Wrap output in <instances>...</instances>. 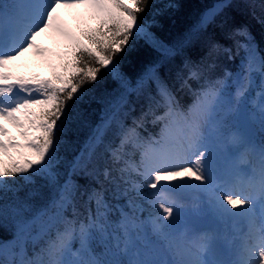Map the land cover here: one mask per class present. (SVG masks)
Wrapping results in <instances>:
<instances>
[{
  "label": "snow or ice",
  "instance_id": "snow-or-ice-1",
  "mask_svg": "<svg viewBox=\"0 0 264 264\" xmlns=\"http://www.w3.org/2000/svg\"><path fill=\"white\" fill-rule=\"evenodd\" d=\"M150 6L151 0H0V222L10 212L15 225V239L0 242V255L19 256L0 264H209L203 253L211 249L213 233L188 236L189 218L209 211L214 217L243 218L248 223L234 258L211 264H264V142L254 143L247 127L248 118L257 119L264 127V55L247 25L225 33L233 41L232 47L209 37L204 57L184 60L183 71L177 74L182 87L190 88V80L202 81L186 107L159 76L158 65L151 67L137 81L135 90L145 93L155 84L160 99L149 93L147 110L126 125L122 115L128 113L121 110L127 100L121 97L111 115L92 130L66 178L60 181V148L83 117L82 112L74 113L73 107L83 101L86 86L100 78L102 69L119 76V60L137 38L176 54V49L157 41L150 30L157 23L155 16L141 20ZM230 7L232 0H219L207 9L178 47H185L193 35L206 32ZM81 8L84 14L74 28L61 10ZM259 22L264 24V16ZM45 34L56 41L59 50L37 43ZM240 52L244 55L237 72L225 69L223 76L215 79L208 75L216 66L214 57L224 54L232 60ZM26 53L46 62L51 74L15 71V62ZM254 72L260 73L261 87L249 98ZM232 86L234 94L226 91ZM157 109L162 113L157 114ZM148 117L153 124H160V130L144 138L139 129ZM5 122L17 129L16 135ZM113 125L118 137L114 146L104 139ZM101 146L110 157V165L102 171L93 164ZM136 152L139 159L133 160ZM77 172L101 184L84 193L87 199L82 214L77 208L81 186L72 179ZM100 176L115 186L118 195L128 198L130 211L120 209L115 224L118 231L109 230L112 206L105 198ZM37 178L43 183L38 184ZM29 185V197L41 194L45 187L54 194L31 217H25L24 212L31 211L33 205L15 194ZM9 193L14 203L9 202ZM187 197L193 198L191 205L185 203ZM141 200L151 205L145 220L137 215L146 210ZM69 208L71 218L66 215ZM34 226H38L35 234ZM145 228L158 237L161 246L148 242L135 246L130 230L139 233ZM121 235L123 247L114 243ZM97 236L104 243L99 254L92 247ZM77 238L80 246L74 250ZM29 240L43 241L34 258H26L24 253L23 245ZM17 247L20 251L14 252ZM169 253L173 259L162 258Z\"/></svg>",
  "mask_w": 264,
  "mask_h": 264
},
{
  "label": "trees",
  "instance_id": "trees-1",
  "mask_svg": "<svg viewBox=\"0 0 264 264\" xmlns=\"http://www.w3.org/2000/svg\"><path fill=\"white\" fill-rule=\"evenodd\" d=\"M218 2L219 0H151V6L142 15L141 20H149L155 16L157 23L153 24L150 30L154 33L157 41L169 48L176 49V54H167L163 48L143 38H137L127 53L119 60V76H115L106 69H102L99 74L100 78L95 83L86 86L87 94L84 96L83 101H78L73 107V112H82L83 117L74 124L72 131L64 137L65 143L60 148L59 156L61 163L58 165V170L61 173V182H63L66 174L70 171V165L74 157L78 156L81 149L84 148L92 130L103 119L111 115L113 105L119 104L121 97L127 100V103L123 105L121 110V113H128L127 116L122 115L126 125H131L133 117H139L142 112L147 110L150 102L148 100L149 93L156 100L160 99L156 93L155 84H150L145 93H138L135 90L137 81L151 67L158 65L157 72L159 76L167 83L180 104L186 107L192 102V93L200 87L202 81L190 80V88L182 87V80L177 74L183 71V64L186 58L192 61H199L205 56L207 52L206 41L209 37L232 47L233 41L227 39L225 33L233 27L247 25L259 46L261 54L264 55V24L259 22V19L264 16V9L261 8L264 0H232V7L225 9L223 14L218 16L213 24L209 25L206 32L193 35L185 47H178L192 32L201 15ZM169 3L177 6L168 8L166 5ZM243 55V52H240L232 60H229L224 54L214 57L213 60L216 66L208 70V75L213 79L220 78L223 76L225 69L235 73L241 65ZM260 77L259 72L255 73L253 82L250 85L251 91H256L260 87ZM153 106L155 107L154 103ZM162 111V109H157V114H161ZM159 130L160 124H153L152 118L148 117L144 123V127L139 129V132L142 137L147 138L149 134L156 135ZM115 133L116 127L113 125L106 132L104 138L106 144L111 143L114 146L118 143V137ZM132 159L138 160L139 153L136 152ZM93 164L100 171L103 170L106 164L110 165L109 154L104 150L103 146L97 149ZM113 175H118V173L113 172ZM72 179L81 186L78 190L77 208L82 214L84 212V201L87 199L84 193L91 188H100L101 184L97 182V179L81 172L73 174ZM99 179L103 182L105 198L112 206V211L109 214L111 222L109 230L118 231V229H115V224L119 219L120 209L124 208L125 211H130L126 207L128 198L118 195L115 186L110 182H104L102 176ZM37 183L40 184L43 181L37 178ZM31 187V185L25 186L15 194L19 200L27 201L33 205L31 211L24 212L25 217H31L35 209L44 204L54 194L53 189L45 187L41 189V194L29 197L28 193ZM146 191L151 190L146 189ZM9 202H15L12 193H9ZM140 202L146 210L138 212L137 215L141 220H145L148 216V210L151 209V205L142 200ZM66 215L69 218L72 217L71 208L67 210ZM37 231L38 226H34L33 234ZM130 233L139 245L143 242H148L147 237L150 240L157 239L147 228L139 233L136 230H130ZM14 239L15 225L9 212L6 218L0 222V242L11 243ZM114 243H119L123 247L124 237L121 235ZM42 245L43 241L33 242L29 240L25 242L23 247L26 258H34L40 252ZM79 246L80 241L77 238L73 241V248H79ZM92 247L96 254L102 253L104 251L103 240L99 236L95 237ZM13 251L19 252L20 248H14ZM9 259L18 260L19 256H12L8 253L0 255V261Z\"/></svg>",
  "mask_w": 264,
  "mask_h": 264
},
{
  "label": "rangeland",
  "instance_id": "rangeland-1",
  "mask_svg": "<svg viewBox=\"0 0 264 264\" xmlns=\"http://www.w3.org/2000/svg\"><path fill=\"white\" fill-rule=\"evenodd\" d=\"M63 18L67 21V23L74 27L77 25V23L80 20V17L84 14V9H65L61 10ZM90 23H94V21H91ZM37 43L43 45L47 48H52L53 50H59L56 41L50 37L49 35L45 34L42 37H39L37 40ZM55 59V57H53ZM16 65L18 67L15 68V71H18L22 74H39L40 76H48L51 74V70L46 62H44L41 58L33 56L31 53H26L25 56L19 58L16 62ZM255 75L252 74V80L254 79ZM226 91H228L230 94H234L235 92V86H232L230 88H227ZM250 91V87H249ZM248 91V92H249ZM249 98H254V95H248ZM251 110V105L248 106ZM252 123L254 124L255 128L257 129V134L253 137H251L252 141L256 144H260L264 142V127L261 126L259 121L257 119L250 118ZM6 126L9 128V131L11 134L16 135L17 129H15L11 124H8L7 122ZM153 191V190H152ZM185 203L191 205L193 203V199L186 201ZM242 218H228V219H221L216 217L217 224L212 229V233L214 235L213 244L210 250L205 251L203 253V259L205 261H208L209 264H211L212 261L220 260L221 258H227V259H233L234 258V252L236 249L239 248V245H237V233L238 230L236 228H233V225H236L238 228V224L241 221ZM226 227L228 228V232L225 233V236L223 237L222 245H220L219 237L221 235V228ZM189 238H192L195 236V233H197V229L192 227L189 224ZM35 234V233H34ZM223 234V233H222ZM130 238L132 236L130 235ZM135 244V241H133ZM180 243H187V241L181 240ZM149 243L161 246L162 242L158 239L150 240ZM135 246L139 247L135 244ZM75 250V249H74ZM195 249H192L194 251ZM231 252V257H228V252ZM163 259L171 260L173 259V256L169 253L167 255L162 256Z\"/></svg>",
  "mask_w": 264,
  "mask_h": 264
},
{
  "label": "water",
  "instance_id": "water-1",
  "mask_svg": "<svg viewBox=\"0 0 264 264\" xmlns=\"http://www.w3.org/2000/svg\"><path fill=\"white\" fill-rule=\"evenodd\" d=\"M241 121L244 122V117H241ZM247 127H248V131H249L250 136H253L254 126H253V124L249 118L247 119ZM189 220L193 224L200 226V227H211L213 224V218L209 214L205 218H199V217L193 215L189 218Z\"/></svg>",
  "mask_w": 264,
  "mask_h": 264
},
{
  "label": "bare ground",
  "instance_id": "bare-ground-1",
  "mask_svg": "<svg viewBox=\"0 0 264 264\" xmlns=\"http://www.w3.org/2000/svg\"><path fill=\"white\" fill-rule=\"evenodd\" d=\"M245 166H247V165H245ZM248 167V166H247ZM191 199H193L192 197H187L185 200L186 201H189V200H191ZM257 214H259V209L257 208ZM239 225V224H238ZM243 227H245L246 229V231H248V223H247V221L244 219V221H241L240 222V226H239V229L242 231V229H243ZM238 235H241L240 234V232L237 234V236ZM241 244V243H240Z\"/></svg>",
  "mask_w": 264,
  "mask_h": 264
}]
</instances>
